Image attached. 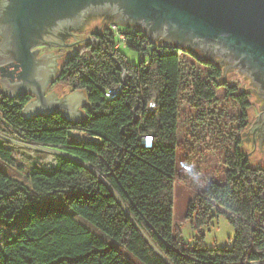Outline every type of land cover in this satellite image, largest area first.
I'll return each mask as SVG.
<instances>
[{"label": "trees", "instance_id": "obj_1", "mask_svg": "<svg viewBox=\"0 0 264 264\" xmlns=\"http://www.w3.org/2000/svg\"><path fill=\"white\" fill-rule=\"evenodd\" d=\"M121 31L125 47H115L110 29L95 31L98 41H85L61 64L55 82L87 95L79 122L60 110L25 117L30 94L9 97L0 82V232L28 213L0 243V264H137L128 253L142 264H264V166L250 164L240 138L225 152L224 180L185 193V218L199 235L188 242L175 223L181 103L207 112L219 100L216 89L225 87V97L240 108L234 120L242 131L249 94L223 79L220 64L177 41H153L137 26ZM197 62L206 65V76ZM118 87L116 96L106 95ZM73 130L96 139L72 140ZM146 134L153 136L150 147L143 144ZM5 137L61 145L78 159L60 155L51 169L34 162L22 180L9 170L22 166ZM220 214L234 234L230 246L211 247L202 228Z\"/></svg>", "mask_w": 264, "mask_h": 264}, {"label": "water", "instance_id": "obj_2", "mask_svg": "<svg viewBox=\"0 0 264 264\" xmlns=\"http://www.w3.org/2000/svg\"><path fill=\"white\" fill-rule=\"evenodd\" d=\"M10 2L8 24L13 29L18 54L13 62H7L12 65L0 63V75L5 73L1 86L9 97L23 93L34 96L23 109L25 117L45 116L60 109L70 120L79 122L84 118L85 110L80 106L88 105L84 90L77 89L62 97H58L57 89L47 95L45 91L56 80L65 56L85 41L94 43L91 31L95 27L102 30L113 19L117 24L141 27L153 41H177L193 49L201 59L220 64L224 80L229 84L240 80L239 90L245 83L242 90L253 94L249 100L254 105L248 109L247 128L240 131V150L249 157L251 165L264 166V0ZM103 4L111 5L97 7ZM78 12L85 17L74 24L65 22ZM72 30L83 33H71ZM72 41H77L74 49H54L38 56L42 46L69 45ZM2 42L0 34V49H4ZM38 66L41 69L37 72ZM95 139L90 136L86 140Z\"/></svg>", "mask_w": 264, "mask_h": 264}, {"label": "rangeland", "instance_id": "obj_3", "mask_svg": "<svg viewBox=\"0 0 264 264\" xmlns=\"http://www.w3.org/2000/svg\"><path fill=\"white\" fill-rule=\"evenodd\" d=\"M115 22V20L110 19L107 25L103 26L102 31H107L110 23ZM118 25L121 29H126L128 27V25L123 23H118ZM95 31H99V27H95L91 31V34L94 35L93 33ZM71 33L81 34L83 31L72 30ZM70 43L72 44L42 46L40 53L54 49H57V52H67L70 49H74L77 41H72ZM122 51L130 61L135 62L138 60V54L134 50L122 48ZM196 66L199 67L202 75L206 76V65L197 62ZM4 77L5 73L0 75L1 83V79ZM235 84L239 86L240 80L236 79ZM47 88L46 91L50 92V90L54 88V85L49 84ZM242 89H245V83L241 85L240 90ZM225 90V87L216 89V96L219 100L215 103V107L210 110L207 109L209 112H206V109L201 110V108L200 111H197L198 109L196 106L186 102L181 103L178 126V179L175 189V198L178 199L179 209H177L175 223L180 227L183 236L188 242H193L196 236L199 235V232L192 226L191 222L185 218L187 209V196L185 193L194 195L203 190L211 181H223L224 172L226 170V165L224 163L225 152L226 150H234L237 141L235 137L240 138V144L242 142L240 131L237 129L238 122L234 120L239 115L240 108L233 99L225 97ZM245 92L249 94V98L253 96L252 93L248 91ZM249 101L250 106L254 105L253 101ZM198 112L202 113L199 115L200 117L206 118H198L196 115ZM83 135L84 134L78 133L80 139H88L84 138ZM70 136H74L72 131L70 132ZM5 138L12 142L17 160L22 166L21 171L13 170L12 168H9V170L22 180L27 179V172L34 162L41 161L45 168L51 169L57 164V158L60 155L78 159V157L69 153L65 147L61 145L25 142L18 138ZM0 168L5 169L1 163ZM27 220L28 213L24 212L18 215L14 220L7 221L6 224L3 225L4 230L0 232V243L5 242L8 235L18 230ZM83 221L86 226L92 228L95 232H99L88 221ZM202 229L205 235V241L209 246L224 247L231 245V236L234 234V226L227 220L225 215L220 214L218 217H215L208 226H204ZM128 255L137 264H142L130 253H128Z\"/></svg>", "mask_w": 264, "mask_h": 264}, {"label": "flooded vegetation", "instance_id": "obj_4", "mask_svg": "<svg viewBox=\"0 0 264 264\" xmlns=\"http://www.w3.org/2000/svg\"><path fill=\"white\" fill-rule=\"evenodd\" d=\"M10 4H11L10 0L0 2V34L2 35V38H3L2 46H4V49L2 48L0 49V63L2 64L7 63L8 61L13 62L14 58L18 54V49L16 47V41H15V35L13 33V29L11 25L8 24V18H9L10 11H11ZM106 5L110 6L111 4H103L97 7L102 8L103 6H106ZM94 7H95L94 5L91 6V8H94ZM80 17H82L83 19L85 16L83 15V13L78 12L72 15L71 17L67 18L65 22L74 24L73 22H79ZM99 31H102V30H99ZM93 39H95L94 42L98 41L96 37H94ZM7 65L10 66L12 64L9 62L7 63ZM39 69L41 68L38 66L37 72L39 71Z\"/></svg>", "mask_w": 264, "mask_h": 264}, {"label": "built area", "instance_id": "obj_5", "mask_svg": "<svg viewBox=\"0 0 264 264\" xmlns=\"http://www.w3.org/2000/svg\"><path fill=\"white\" fill-rule=\"evenodd\" d=\"M108 29L114 34L116 44L115 47H125V34L121 31L120 26L117 23H110ZM117 37V38H116ZM120 87L113 89H107L106 94L108 96L114 97L118 93ZM143 144L147 147H150L153 143V136L151 134H146L142 137Z\"/></svg>", "mask_w": 264, "mask_h": 264}, {"label": "crops", "instance_id": "obj_6", "mask_svg": "<svg viewBox=\"0 0 264 264\" xmlns=\"http://www.w3.org/2000/svg\"><path fill=\"white\" fill-rule=\"evenodd\" d=\"M44 53H46V52H43V53H39V55L38 56H41L42 54H44ZM57 76V75H56ZM56 76H55V78H56ZM52 85H54V88L52 89V90H50V92H52V91H54L55 89H57L58 90V97H62L63 95H67V94H69V93H71L72 91H74V90H70L68 87H67V85L66 84H64V83H59V82H52L51 83ZM50 84V85H51ZM48 89V88H47ZM50 92H48V91H45V95H47L48 93H50ZM32 98H34L33 97V95L31 96V99ZM86 99H87V95H86ZM88 100V99H87ZM80 106H81V108H83L84 110H85V107L87 106V105H85V104H80ZM60 110V109H59ZM61 111V110H60ZM36 114V113H35ZM34 115V114H33ZM73 132V134H74V136H72L71 137V139L73 140H75V139H78V133L80 134H87V133H84V132H81V131H76V130H73L72 131ZM76 133V134H75ZM84 137V136H83ZM85 138V137H84ZM79 139H80V137H79ZM82 139V138H81Z\"/></svg>", "mask_w": 264, "mask_h": 264}, {"label": "bare ground", "instance_id": "obj_7", "mask_svg": "<svg viewBox=\"0 0 264 264\" xmlns=\"http://www.w3.org/2000/svg\"><path fill=\"white\" fill-rule=\"evenodd\" d=\"M83 136H84L85 138H89V137H90V136H89V135H87V134H86V135H83Z\"/></svg>", "mask_w": 264, "mask_h": 264}]
</instances>
